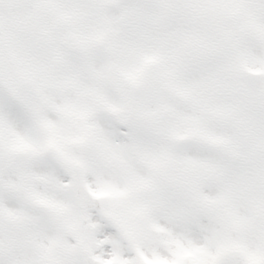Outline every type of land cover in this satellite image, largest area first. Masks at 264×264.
<instances>
[{"label": "snow or ice", "instance_id": "snow-or-ice-1", "mask_svg": "<svg viewBox=\"0 0 264 264\" xmlns=\"http://www.w3.org/2000/svg\"><path fill=\"white\" fill-rule=\"evenodd\" d=\"M0 264H264V0H0Z\"/></svg>", "mask_w": 264, "mask_h": 264}]
</instances>
